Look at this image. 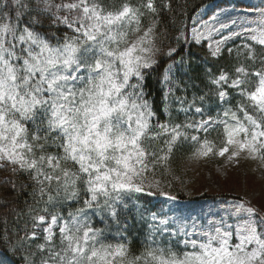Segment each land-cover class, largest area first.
Wrapping results in <instances>:
<instances>
[{
    "label": "snow or ice",
    "instance_id": "6c2138e0",
    "mask_svg": "<svg viewBox=\"0 0 264 264\" xmlns=\"http://www.w3.org/2000/svg\"><path fill=\"white\" fill-rule=\"evenodd\" d=\"M237 2L209 0L194 9L189 26L186 12L164 19L171 0L159 7L157 0H0V172L8 173L0 177V209L29 182L33 203L44 205L43 214L32 206L12 209L25 220L24 235L0 233L22 264H264V213L243 197L176 232L161 229L167 222L161 219L137 252L129 243L106 242L108 229L95 226L119 225L126 201H138L139 193L175 201L162 185L179 179L170 162L185 145L193 161L264 162V0L247 10ZM205 41L214 60L227 48L228 61L215 70L190 51ZM161 64L160 112L168 121L153 131L160 112L146 84ZM176 91L185 93L175 97L182 122L170 111ZM161 137L162 147L146 144ZM49 144L60 151L47 152ZM21 173L27 181L18 185ZM69 201L76 206L64 216L59 209Z\"/></svg>",
    "mask_w": 264,
    "mask_h": 264
},
{
    "label": "trees",
    "instance_id": "16d2710c",
    "mask_svg": "<svg viewBox=\"0 0 264 264\" xmlns=\"http://www.w3.org/2000/svg\"><path fill=\"white\" fill-rule=\"evenodd\" d=\"M172 2V12L165 13L164 19H168L169 17H172L174 15H178L181 12H186L189 17V26H191V16L194 13V9L196 7H199L201 4H206L209 2V0H171ZM164 3V0H157V6L159 7L161 4ZM237 5H239L237 3ZM179 19H183L182 16L178 17ZM149 20L148 18L144 19V25L147 26ZM164 28L163 23L160 25V29L158 31H162ZM61 33H58V35H61ZM174 35V33H173ZM165 44L168 43L167 40L164 41ZM232 46V45H231ZM228 46V47H231ZM187 51L185 48H181V52ZM193 57L196 58L198 63L202 66H206L208 68H213L215 70V66L217 64H224L226 61H228V53L227 48L223 50L222 56L219 59L214 60L207 51L206 44L203 43L202 47L193 45L190 49ZM232 61H235L234 53L232 54ZM163 71V64H161L159 67L155 68L147 77V84H146V92L147 95L151 98V100L154 103V106L156 107V110L160 112V105H161V96H162V88L159 82V77ZM176 76L179 77L181 80H187L186 76H183L179 71H177ZM197 85L199 86V81H195ZM131 83H136L135 78L132 80ZM185 93L181 91H176L175 96L170 98V111L172 113V118L174 121H176L175 115H174V109L180 108V103L175 99L176 96H183ZM188 100H191L192 98V90L190 89L187 93ZM187 100L184 102V106H187ZM168 117L160 112L159 121H157L155 118L152 120L153 124V131H156L155 125L158 122H167ZM27 127L29 129H32V125L28 124ZM41 136L44 135L43 132L40 133ZM165 137H161L158 142H151L146 141L147 143H158L159 146H163ZM47 152L50 153H57L60 150H58L55 146L49 144L46 148ZM189 147L187 145L178 148L175 151V154L172 157V160L170 162V166L173 170V173H177V169H179L180 164L182 160L186 158V155L188 154ZM39 151H37V155H39ZM78 167V166H77ZM179 171V170H178ZM7 172H0V177H3L4 175H7ZM178 177V174H176ZM17 184L19 185L22 182L27 181V174L21 173L19 176L15 177ZM179 183L178 180L174 182V187H167L166 185H162L163 190L168 191L169 193L175 194L176 191H178L176 188L178 187ZM55 186V182H53V187ZM82 187V185H81ZM32 191V185L31 182H29V187L27 189L21 190L19 187L17 188V192L15 195V203L10 205L6 209H0V213L7 212V215L0 214V233H3L7 231L10 235H13V239L17 235L22 236L24 235V232L22 229L24 228L25 220L24 219H17L16 211H19V208H27L28 206H32L34 209L33 214H43L41 209L44 207L43 203L36 205L33 203L32 197L29 196V193ZM137 197L140 199L138 201H126L129 203V208L127 210L121 209L120 211V224L117 225L114 221H107L106 223H96V227L101 228H107L108 231L105 233L106 236V242H125L129 243L131 245L132 251L137 252L139 251L148 241L147 237L149 235V228L150 223L147 218V215L151 212L157 211L162 208V202L160 200V196L157 194L148 196L147 192L145 193H139L136 194ZM46 199V197H45ZM81 199H83V196H81ZM25 201H27V204H25ZM137 204L140 205L139 211H137ZM76 205L73 204L71 201L67 202V206L63 207L62 209H59L62 211V214L64 216H67V213L69 211L70 207H75ZM12 209H16V211H13ZM50 212H54L58 210L57 207H51L49 208ZM126 218V219H125ZM96 221H99L100 218L96 217ZM31 227V224L29 223V228ZM126 229V231H125ZM120 231L124 237H126L125 240L121 241V237L117 236V231ZM42 240V236L40 240H36L35 243H39ZM174 241V240H173ZM175 245V241L173 242ZM180 249L183 250V247L180 245L178 246ZM34 248V245H33ZM0 260L4 261L8 264H22L20 254L13 255L8 250L7 246L3 243H0Z\"/></svg>",
    "mask_w": 264,
    "mask_h": 264
},
{
    "label": "rangeland",
    "instance_id": "374dc122",
    "mask_svg": "<svg viewBox=\"0 0 264 264\" xmlns=\"http://www.w3.org/2000/svg\"><path fill=\"white\" fill-rule=\"evenodd\" d=\"M259 2L260 0H238L237 7L247 10L252 5L259 6ZM204 43L207 47V41ZM235 43L239 44L240 41L237 40ZM228 46L234 47L233 44H228ZM178 109H174V119L175 122H182L185 119V114L178 112ZM215 135L213 132L212 136ZM189 152L190 148L175 173L179 178V185L176 188L178 191L175 194L170 193V195H175L177 199L172 201L167 196L157 194L160 196L162 208L154 211L156 213L155 220L151 216L152 212L147 215L150 223L149 233L159 225L161 219L167 221L165 225L160 226L161 229L167 228L168 232H176L185 223L190 225L192 217L239 197L249 200L253 206L258 207L264 213V207H261V202L264 201V162L241 157L237 165L235 161L228 163L226 156H210L206 159L193 161L188 158ZM172 217L175 218L169 219ZM160 239L162 243H168V234L165 233ZM179 239L182 240L185 237L181 235ZM173 240L175 241L176 237H173ZM180 246L183 247L182 244ZM179 250L182 251L180 248ZM0 264L8 263L0 260Z\"/></svg>",
    "mask_w": 264,
    "mask_h": 264
},
{
    "label": "bare ground",
    "instance_id": "6f19581e",
    "mask_svg": "<svg viewBox=\"0 0 264 264\" xmlns=\"http://www.w3.org/2000/svg\"><path fill=\"white\" fill-rule=\"evenodd\" d=\"M197 197V196H196Z\"/></svg>",
    "mask_w": 264,
    "mask_h": 264
}]
</instances>
